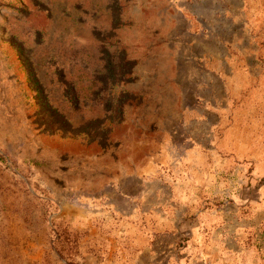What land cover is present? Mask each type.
<instances>
[{"label": "rangeland", "instance_id": "374dc122", "mask_svg": "<svg viewBox=\"0 0 264 264\" xmlns=\"http://www.w3.org/2000/svg\"><path fill=\"white\" fill-rule=\"evenodd\" d=\"M176 12L0 0V264H264V0Z\"/></svg>", "mask_w": 264, "mask_h": 264}, {"label": "crops", "instance_id": "0c3cea01", "mask_svg": "<svg viewBox=\"0 0 264 264\" xmlns=\"http://www.w3.org/2000/svg\"><path fill=\"white\" fill-rule=\"evenodd\" d=\"M169 6L179 14L187 35L193 41L191 45L200 53L197 65L205 69L216 58L212 55V43L225 46L228 51L227 36L235 33L232 27L236 23L235 19L239 17L243 0H169ZM184 46L188 50L189 45ZM222 57L226 59L225 54ZM208 72L203 74V80L211 74L210 69Z\"/></svg>", "mask_w": 264, "mask_h": 264}]
</instances>
